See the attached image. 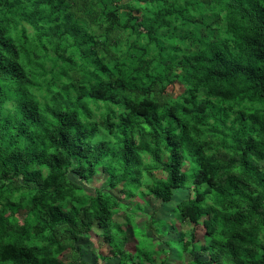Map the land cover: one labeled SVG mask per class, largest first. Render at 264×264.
I'll return each mask as SVG.
<instances>
[{
  "label": "clouds",
  "instance_id": "obj_1",
  "mask_svg": "<svg viewBox=\"0 0 264 264\" xmlns=\"http://www.w3.org/2000/svg\"><path fill=\"white\" fill-rule=\"evenodd\" d=\"M0 264H264V0H0Z\"/></svg>",
  "mask_w": 264,
  "mask_h": 264
}]
</instances>
